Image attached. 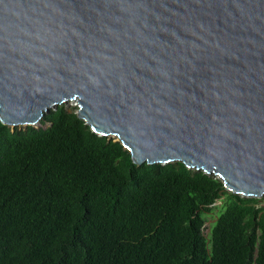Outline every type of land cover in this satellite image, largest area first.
<instances>
[{
    "label": "water",
    "instance_id": "obj_1",
    "mask_svg": "<svg viewBox=\"0 0 264 264\" xmlns=\"http://www.w3.org/2000/svg\"><path fill=\"white\" fill-rule=\"evenodd\" d=\"M72 105L134 164L264 197V0H0V121Z\"/></svg>",
    "mask_w": 264,
    "mask_h": 264
},
{
    "label": "trees",
    "instance_id": "obj_2",
    "mask_svg": "<svg viewBox=\"0 0 264 264\" xmlns=\"http://www.w3.org/2000/svg\"><path fill=\"white\" fill-rule=\"evenodd\" d=\"M0 264H264V197L181 162L138 166L59 106L39 127L0 121Z\"/></svg>",
    "mask_w": 264,
    "mask_h": 264
},
{
    "label": "rangeland",
    "instance_id": "obj_3",
    "mask_svg": "<svg viewBox=\"0 0 264 264\" xmlns=\"http://www.w3.org/2000/svg\"><path fill=\"white\" fill-rule=\"evenodd\" d=\"M68 107H73V106L72 105H68ZM221 204H222L221 202H218L217 206L220 207ZM218 211H219V209H216L212 214L208 215V222H207L206 229H205V234L206 235H208L210 233L211 225L213 224V222H215V220L217 218Z\"/></svg>",
    "mask_w": 264,
    "mask_h": 264
}]
</instances>
